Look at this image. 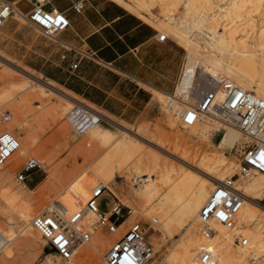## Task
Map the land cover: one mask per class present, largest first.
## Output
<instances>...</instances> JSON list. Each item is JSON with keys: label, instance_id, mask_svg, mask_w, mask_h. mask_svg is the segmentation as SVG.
<instances>
[{"label": "bare ground", "instance_id": "1", "mask_svg": "<svg viewBox=\"0 0 264 264\" xmlns=\"http://www.w3.org/2000/svg\"><path fill=\"white\" fill-rule=\"evenodd\" d=\"M117 1L143 20L183 43L187 49L185 77L176 86L174 94L154 91V101L159 106L164 103L165 107L168 99L175 104L178 103V99L185 97L191 101L194 96L190 93L191 87L195 86L190 78L198 72H202L207 78L223 75L264 99V0ZM154 3L162 6L158 15L151 11ZM178 4L182 6L183 13L175 16L174 11ZM255 17L260 19L258 26ZM9 68L30 77L24 68ZM30 78L39 88L49 89V93L42 92L45 96L55 94L60 98L52 108L53 113L60 115L63 107L69 103L82 105L49 87L53 86L52 84L43 83L36 76ZM24 85L25 82L22 86ZM30 99L35 100L34 106L40 104L41 98L36 92L30 95ZM97 112L101 120L112 121L119 134L113 138L108 130L97 128V135L93 137L97 142L101 141L97 151L74 166L76 173L73 180L76 181V188L89 180L99 182L112 195L118 197L119 201L120 199L126 201V205L135 204L137 209L133 205H128L132 212L137 210L147 218L156 216L158 223L151 226L160 228L166 237L171 238L174 233L183 230L169 256L160 264H196L197 246L204 242L211 248L219 264H264V208L254 201L264 192V174L253 171L250 176L238 183L244 198L232 228H225L220 222L211 220L209 224L212 232L208 238H203L198 231V210L214 183L236 171L237 162L227 160L223 152L224 149L231 148L235 142L245 139L239 131L209 117L184 125L182 130L176 127L178 120L166 109L169 117L165 119V125L157 126L154 132L155 136L167 142L162 145L146 139L139 131L105 117L100 111ZM98 121H93L83 131ZM2 130L10 131V128L1 126L0 131ZM215 134L217 140L207 152L187 155L190 153L187 146L190 140L205 138L210 145V138ZM261 137L264 139V130ZM142 143L149 145L150 148H144L145 145ZM25 149V144L19 141L16 150L0 166L12 162L11 167H15L16 158ZM130 160H133L130 162L131 165L133 163L132 177L129 172H125L129 175L121 172L119 175L123 174L126 176V182L132 181L135 185L129 186L130 190L126 189L128 192L115 191L111 186L115 173L122 170ZM9 172L10 169H0V198L5 206L15 208L18 219L23 221L24 227L27 228L26 236L35 244L40 239L31 226L30 215L25 209L27 200L21 191L13 188ZM64 175L57 168L48 170L36 194L40 195L45 188L51 187L60 192L67 189L71 182L65 183ZM75 189L70 191L73 198L77 197ZM48 210L51 208L48 207ZM85 217L82 224L90 228L91 240L88 238L87 241H76L71 257L64 264H74V255L81 256L84 253L103 255L102 230L89 226L95 218L92 213ZM0 223L3 225L1 221ZM14 231L5 230L0 226V252L6 256L11 255L10 244L16 236ZM237 233L247 238L246 245H239L235 241L234 236ZM88 241L87 246L83 245ZM49 253L53 257H48L46 264H59L53 253Z\"/></svg>", "mask_w": 264, "mask_h": 264}, {"label": "rangeland", "instance_id": "2", "mask_svg": "<svg viewBox=\"0 0 264 264\" xmlns=\"http://www.w3.org/2000/svg\"><path fill=\"white\" fill-rule=\"evenodd\" d=\"M161 9L162 6L158 3H154L151 7V11L155 13V15H158ZM181 13H183V9L182 6L178 4L176 10L174 11V15L179 16ZM254 19L256 25L258 26L260 23V19L258 17H255ZM13 27H23L24 30L27 31L26 35H29L30 37L41 36L36 29L23 23L20 19L9 18L5 20L0 26V127H9L10 132L17 137L18 142H23L26 148L25 150H23V153L18 158H16L17 165L15 167H11L12 162H6L5 165L0 166V169H10L9 179L12 183L13 188H17V190L21 191L23 197L27 200L25 209L28 211L30 218L34 213L47 211L48 207H50L51 209L54 208L64 215H68L73 210L81 207L84 204L85 200L91 195L93 187L97 183H99L89 180V182L87 181V183L82 184L83 186H79L80 188H76V181L73 180L76 173L74 166L76 164L82 163L83 160L93 155L97 151L99 144L101 143L100 140L97 142L95 139H93V137L97 135V128L108 130L113 138H116L119 132L116 130L117 128L112 121L105 120L98 121L96 124L90 126L81 133L74 132L65 119V112L73 103L65 105L60 115L53 113L52 108L60 98L55 94L45 96L42 92L45 91L49 93V89L47 87L39 88L34 84L30 77L36 76L40 78L39 80L41 82H47L45 77L41 73L40 77L36 72L39 69L45 70L47 72L55 71V67L29 66L36 71L34 72L22 66H18V68H24L25 73L30 76L26 77L21 75L19 72L9 68L5 64V62L9 63V61L17 64L22 63V60H36L34 58L35 52L30 50V48L33 47H28L17 40L19 38H22L21 35H14V37L17 39L12 40V43H7L5 45V39L9 37V34H7V32L11 31ZM154 27L157 31H162L156 26ZM166 35L168 36V39L170 41L179 46L182 54L180 66L176 75L177 80L175 79L176 82H174L175 85L178 86V83H180L185 77L184 70L187 49L185 45H183V43L167 33ZM48 39L51 40L50 38ZM25 50H27L26 53ZM20 54H23V59L20 57ZM198 73L194 77H189L190 80H192L193 86H195V84H198L203 79L207 78L202 72ZM24 82L25 85L22 86ZM49 87L73 98L77 103L87 105L88 107L100 111L105 117L110 118L111 120L122 124L127 128L139 131L141 135L146 139L161 143L162 145L167 144L164 139L155 136L154 132L156 131L157 126L165 125V119L169 117V114L168 112H166L164 103L162 104V106H159L156 102H154V100H151L149 98V92L148 102L144 110L133 120L124 122L116 116L107 114L102 110L100 106L95 104L94 106L86 102V99L83 100L84 98H82L81 96H75L65 91L57 84ZM173 91L175 92L174 89L172 90V92H167H170L168 94H174ZM33 92H36L41 98L40 104L38 106H34L35 100L30 99V95ZM176 127L184 130L185 126L179 125V121H177ZM210 140V145L205 138L190 140L187 144L190 153H188L187 155H192L195 152H207L210 148L213 147L212 144L217 140V135H212ZM145 143H142V145L144 146ZM144 148L150 147L149 145H145ZM223 153L226 156L227 160L237 162L235 153L233 152L232 148L224 149ZM31 157L36 159L40 165L39 167H34L31 169L35 170L36 173H38V177L40 179L34 185L28 186L24 184V182L29 176V170L22 172L23 174H25V178L23 181L18 180L16 178V174L25 160ZM130 162H133V160H130L125 164L127 170L125 169V166H123V171H116L114 179L112 180L113 183H111V186L115 191L119 190V192H125L126 189H129V186L135 185L134 183H132V181L126 182V176H123V174L119 175V172H129V174H131L130 176L132 177L131 170L133 167V163L131 165ZM55 168L59 169L62 173L65 174V177L63 179L66 180L65 183H68L69 181L71 182H69V187L62 192H60V190L53 189L52 187L45 188L40 195H37V189H39L38 186L40 187V185H42L43 179L47 176V171ZM127 173L125 174L129 175ZM31 178L35 179L36 175H32ZM131 183L132 185H128ZM73 189H75V195L77 196L74 198L72 197L73 195L70 194V191ZM127 190L126 192H128ZM97 198L100 204V209H102L105 213L108 212L109 206L112 203V194L108 190L102 189L98 193ZM120 202L122 203V206L127 203L126 201H122L121 199ZM127 205H133L137 209V206L135 204L128 203ZM5 214L7 216H5ZM122 218V221L117 225L116 229L113 232H106L102 227H98L102 230L103 233L104 247L101 249V251H103V255L99 253H84L81 256L74 255V264H104V253L106 249L108 248L109 244L121 233L122 229L136 219L140 221H146L148 219L141 213L137 212V210H134L133 212L131 211L128 215L123 213ZM0 221L3 223V225L0 223L1 227H3L5 230H15L14 232L16 234L15 238L10 244L11 255L6 256L0 252V264H46L47 258L50 256L53 257L52 254L49 253V249L44 244V240L40 237V235L34 228L33 229L35 233L39 235L40 241L38 240L36 242L37 244L35 243V245L29 240V238L26 236L27 228L24 227V222L18 219L15 208H13V206H5L1 198ZM182 232L183 230H179L174 233L171 238H168L161 232L160 228H158L157 226L152 228V226L150 225V229H148V238L155 250L153 256L144 264L162 263L164 259L169 256L170 251L175 247V242H177ZM153 237H155L154 240ZM90 240L91 235L89 237V241ZM89 241L84 242L83 245L87 246ZM157 243H160V246L157 245Z\"/></svg>", "mask_w": 264, "mask_h": 264}, {"label": "built area", "instance_id": "3", "mask_svg": "<svg viewBox=\"0 0 264 264\" xmlns=\"http://www.w3.org/2000/svg\"><path fill=\"white\" fill-rule=\"evenodd\" d=\"M31 6L20 9L12 0H0V26L9 18L20 19L23 23L36 29L42 36L53 38L55 34L69 25L63 11L55 7L43 6L45 0H28ZM79 11L82 1L76 0L71 5ZM16 15V17H14ZM157 40L164 41L168 36L163 31L155 33ZM76 62L70 64L71 68ZM194 96L191 101L185 98L173 103L168 99L165 108L179 121V125H190L209 117L227 124L241 133L245 139L235 142L231 148L236 156L237 168L231 175H225L214 183L207 198L198 210V231L203 238L212 232L211 220L220 222L225 228H232L236 214L241 206L244 193L238 183L258 171L264 174V99L253 91L246 89L223 75L211 76L191 87ZM70 128L82 132L93 121L101 120L100 114L87 105L73 103L65 112ZM18 147L17 137L10 131H0V164ZM39 163L34 158L25 160L16 174L18 180H24L25 174ZM105 189L97 183L84 204L64 215L56 209L34 213L30 218L31 226L39 233L44 244L53 253L59 264H64L72 255L76 241H87L91 231L84 227L82 220L92 213L94 221L91 228L102 227L106 232H113L122 221L123 213L128 215L131 208L123 205L112 195L109 213L99 207L98 193ZM264 208V192L254 200ZM86 218V217H85ZM158 218L149 216L146 221L138 219L126 225L121 233L109 244L104 253L107 264H144L154 254V248L148 238L150 225H156ZM239 245H246L247 238L242 234L234 236ZM196 264H219L211 248L204 242L197 246Z\"/></svg>", "mask_w": 264, "mask_h": 264}, {"label": "crops", "instance_id": "4", "mask_svg": "<svg viewBox=\"0 0 264 264\" xmlns=\"http://www.w3.org/2000/svg\"><path fill=\"white\" fill-rule=\"evenodd\" d=\"M12 1L23 10L31 6L28 0ZM74 1H44V7L63 11L69 21L51 40L41 34L27 36L23 27L7 32L5 45L17 39L14 35H21L17 40L33 47L30 50L36 60H22L23 64L9 61L6 66H22L34 72L29 66H54L55 71L39 69L36 73L40 77L41 73L47 83L81 96L124 122L144 110L148 92L154 100V91L168 94L175 90L182 57L178 45L169 39L157 40L156 28L117 0H81L79 11L72 9ZM20 57L23 59V54ZM72 62H76L74 68L70 67ZM28 174L24 184L31 186L39 181L35 170L30 169Z\"/></svg>", "mask_w": 264, "mask_h": 264}]
</instances>
